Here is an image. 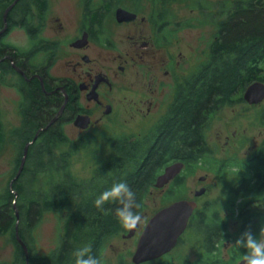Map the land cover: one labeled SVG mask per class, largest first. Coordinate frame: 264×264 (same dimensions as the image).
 <instances>
[{
	"label": "trees",
	"instance_id": "obj_1",
	"mask_svg": "<svg viewBox=\"0 0 264 264\" xmlns=\"http://www.w3.org/2000/svg\"><path fill=\"white\" fill-rule=\"evenodd\" d=\"M13 1L0 0V30L5 23L4 11ZM36 1L43 9L46 8L44 0ZM173 1L162 0V4ZM202 1L195 0L196 7L216 26L209 44L207 60L198 65L181 84L177 103L156 127L160 134L155 133L142 144L138 141L115 142L117 145L113 157L105 167L95 170L89 181L79 182V179L74 178L67 154L56 153L62 144L69 142L63 130L56 128L55 124L49 125L33 140L30 133H36L38 127L44 124L41 123L38 112L31 116L30 107H23L22 125L17 130L20 143L14 157L13 174L8 187L0 195V236H10L15 253L12 262L1 264H26L24 249L16 238L18 220V232L28 246L30 264H75L74 252L88 244H91V255L102 258L104 264L105 244L113 234V227L108 223L105 214L107 212L116 218L115 209L119 204L105 203L101 211L94 203L97 197L111 188L114 182L126 181L136 194V201L141 204V213L144 198L164 165L177 158L190 163L202 160L205 155L202 150L204 148L201 147L205 140L202 127L209 114L243 100V97L236 96L243 94L251 83L264 82V0H223L219 2L216 12L209 11V6ZM24 3H28V0H19L9 11V27L16 25V22L11 24V21L16 18L17 13L23 14V21L29 18L28 11L19 8ZM163 19L165 21L164 17ZM165 25L162 24L159 30L168 35ZM3 49L14 54L15 48L11 44H6ZM4 70L8 72L14 69L9 63ZM51 104L50 109L54 111L55 103L51 101ZM45 110L48 111L49 108ZM259 117L264 125V110ZM5 140L6 132L0 121V149ZM30 141L33 142L29 145L24 168L13 180L19 171L24 147ZM178 149L181 151L179 154ZM219 163L217 161L213 164L220 167ZM238 164L240 169L237 171V182L229 188L231 190L228 193L227 207L234 205L231 198L233 194L234 198H242L240 207L243 212L256 201L260 207H264V145L259 146L251 155L238 160ZM44 175L50 176V182L54 181L46 185V188L44 184L36 183ZM56 178L58 179L55 180ZM173 185L171 184L169 195L174 194ZM71 203L74 205L65 217L60 246L47 255H33L28 241L44 213L61 212ZM250 214L245 213V220L236 234V239L248 229L255 236H259L264 218L259 220L262 216L260 214L258 218L249 219ZM228 221L229 219H217L215 215L201 221V230L206 238L204 257L215 249L212 236L225 231ZM236 250L241 256L245 251ZM171 261L165 264H175ZM116 264L130 263L119 259ZM179 264L203 262L183 260Z\"/></svg>",
	"mask_w": 264,
	"mask_h": 264
},
{
	"label": "flooded vegetation",
	"instance_id": "obj_2",
	"mask_svg": "<svg viewBox=\"0 0 264 264\" xmlns=\"http://www.w3.org/2000/svg\"><path fill=\"white\" fill-rule=\"evenodd\" d=\"M126 1L76 0V13L72 17L73 19L68 22L70 24H66V21L58 16L55 18L57 23L50 25L48 13L52 1L44 0L46 8L43 9L36 0H28V3L19 6L21 10L28 11L29 18L27 21L22 20L23 14L21 13H17L16 18L11 21V24L16 22V25L9 27L10 24L7 20V29L0 36V81H4L10 75H15L19 81L14 87L17 93L16 104L20 117L19 126L14 128L17 136V130L22 125L23 120L22 109L25 106L30 107L31 116L38 112L40 121L44 124L38 127L36 133H30L33 138L45 130L46 125L55 124L54 126L61 128L65 134V126L74 125L84 139H97L103 136L111 140L110 145L113 154L117 141H128V143L138 141L142 144L146 138H151L155 133L160 134L159 130L156 131V127L167 116L171 107L177 103L181 84L187 78L180 79L179 69L182 60L177 48V39L174 37L177 28H173L171 33L169 29V27L179 26V21L173 17L169 18L170 14L166 15L164 11H159L154 6V4L166 5L162 4V0H149L153 8L147 14H142L141 9L138 8L139 0H133L134 5H131L132 7ZM119 8L135 13L136 17L119 21L117 19ZM107 14H109L108 17H110L113 25L151 24L152 33L146 37L137 28V36L134 37V43L137 46L126 51L125 54L115 53L114 50L117 47L113 41V36H111L110 30L109 32L104 30V27L109 26ZM164 23L168 35H164L162 30H159V27ZM15 29H20L27 36L29 46L27 49H22L13 45L14 54H10L8 50L3 48L6 44H11L7 39ZM63 57L65 58L63 65L68 72L65 74L54 73L56 64ZM9 63L12 64L14 70L7 72L4 67ZM65 100L67 101L66 105L58 114ZM51 101L55 103L54 111L50 109ZM45 108H49V110L46 111ZM42 109L43 111H40ZM155 111L160 113L162 111V113L146 133L132 136L127 133L116 132L115 126L122 120L126 122L124 119L127 120V115L129 117L139 114L150 115ZM57 115V119L53 121ZM78 115L79 126L74 124ZM210 115L212 113L209 114V117ZM209 117L202 127L203 133ZM0 121L3 124L1 111ZM3 128L5 130L4 124ZM238 135V130H232L230 134L225 135L226 139L222 147L224 155L221 159L213 154L205 135L204 144L201 147L204 148L202 150H204L207 158L204 155L202 160L197 163H190L177 158L164 165L160 173L162 174L169 164L183 162L184 167L175 178L161 187L156 186V179L151 185L157 189H164L166 186L171 187V184H174V200L172 202L180 200L196 202V207L189 218L186 229L192 227L196 231H202L201 221L203 219L215 215L217 219L224 220L228 218L230 210L232 213L236 211L237 215L239 214L241 197L234 198L233 194L231 198L234 205L229 208L226 205L228 193L231 190L229 188H232L237 182V171L240 169L238 160L245 157L239 156L237 150L232 149V140ZM179 150H177V154L181 152ZM212 160L214 162L219 161L221 166L213 164ZM197 168H205L206 174L196 177ZM230 174L233 175V178L235 177L233 183H228L224 179ZM213 176L218 177V179L211 180ZM218 183L220 188L215 199L204 201L203 198L209 195L213 186ZM222 208H225L226 215H223ZM226 231L227 228L218 236H222ZM203 239V251L192 262L199 261L203 264H214L213 262L221 264L224 262L226 264V261L217 257L219 252L217 238H214L215 241L212 238L215 242V249L210 252L208 258L204 257V251H206L204 234ZM182 242L181 235L174 249L180 247ZM234 256H238L236 251ZM183 260H187V258Z\"/></svg>",
	"mask_w": 264,
	"mask_h": 264
},
{
	"label": "rangeland",
	"instance_id": "obj_3",
	"mask_svg": "<svg viewBox=\"0 0 264 264\" xmlns=\"http://www.w3.org/2000/svg\"><path fill=\"white\" fill-rule=\"evenodd\" d=\"M51 1L52 5L48 13L49 24L57 23L55 22V18L58 16L62 17V20H65L66 24H70L68 22L73 19L72 17L76 13V0ZM221 1L223 0H203L202 2L209 6V11L216 12L218 10V4ZM126 3L129 6L134 5L133 0H127ZM138 4V8L141 9L142 14H147L152 11L153 5L149 0H139ZM154 6L159 11H164L166 15L170 14L169 18L173 17L180 23V26L169 27V29L171 33L173 28H177L174 37L177 39V48L180 52V59L182 60L179 69L180 79L184 80L197 69L198 65L207 60L209 44L216 26L196 7L195 0H176L166 5L154 4ZM108 16L109 14L106 15L109 26L104 27V30L106 32L110 30L111 36H113V41L117 47L114 50L115 53L125 54L126 51L137 46L134 43V37L137 36V28L146 37H149L152 33L150 28L151 24L146 23L135 26L113 25ZM105 36H107L106 33ZM7 40L12 45L22 49H27L29 46V39L20 29L13 30ZM64 59L63 57L58 61L53 70L54 73L65 74L68 72L63 65ZM18 82V78L15 75L7 76L4 81H0V111L6 130V142L0 150V195L8 187L9 179L13 174L14 157L18 152L20 143L19 137L14 132V128L20 124L16 104L17 93L14 88ZM238 96L242 97L243 94L239 93L236 97ZM262 110H264V100L257 105H250L243 98V100H239L235 105L225 106L212 113L205 125L206 127H204V133L207 144L212 149L213 154L218 159L223 157L222 147L226 139L225 135L230 134L232 130H238L239 132V135L232 140V149L237 150L239 156L251 155L259 146L264 145V125L259 117ZM161 113L155 111L150 115L139 114L134 117L127 115V120L124 119L126 122L122 120L121 123L115 126V130L120 134L127 133L132 136L142 135L156 122ZM65 132L69 138V142L62 144L56 153L67 154L72 176L79 179V182H87L92 178L95 170L105 167L113 157L110 145L111 140L103 136L97 139H84L83 135L79 134V130L74 125L65 126ZM206 171L205 168H199L195 173L196 177L198 175H205ZM211 174L214 175V173ZM234 178L230 174L224 179L228 183H233ZM49 179V175H44L36 183H42L46 188V185L54 182H50L51 180ZM216 179L218 177L213 176L211 180ZM219 188V183L216 186L214 185L211 193L203 198L204 201H213L218 194ZM169 189V186H166L164 189H157L156 187L149 189L144 198V206L141 212V215H144V219L132 237H125L124 235L129 231L122 227L117 217L113 218L112 215L106 212L105 216L108 223L113 227V234L107 239L105 244L103 252L104 264H116L119 259L134 264L132 262V256L147 221L157 210L171 204L174 200V194H168ZM258 204L256 201L244 210V212L239 207L238 215L236 211L232 213V210H230L227 216L228 218H226L229 219L226 233H223L222 236H212L214 241V238H217L219 244L217 257L222 258V261H226L227 264H236L240 261L241 255L234 256L235 251L237 253L238 251L232 244L235 242L237 238L236 234L245 220V213H251L249 219L258 218L260 214L262 216L258 219L264 218V207H260ZM73 205L74 203H71L70 206L61 212L48 211L44 213L28 241L33 255H47L60 246L64 220L72 210ZM222 209L223 215H226L225 208ZM261 225L264 227V223ZM182 240L183 242L180 247L174 250L172 249L173 251L143 264H165L171 260L175 264H179L185 258L189 261H195L203 251V232L200 230L196 231V229L190 227L182 233ZM14 253L15 247L10 236H0V264L12 262ZM206 257L208 258L209 255L206 254Z\"/></svg>",
	"mask_w": 264,
	"mask_h": 264
},
{
	"label": "water",
	"instance_id": "obj_4",
	"mask_svg": "<svg viewBox=\"0 0 264 264\" xmlns=\"http://www.w3.org/2000/svg\"><path fill=\"white\" fill-rule=\"evenodd\" d=\"M18 1L19 0H14L5 9L3 15L5 26L0 31V35L6 31L7 15ZM135 17H136L135 13L129 12L125 9L119 8L117 10V19L119 21L125 19H132ZM15 67L18 69L17 66ZM243 97L250 104H259L260 102H262L264 100V82L255 81L251 83L245 89ZM66 102L67 101L65 100V103L63 104L58 114L62 112L63 108L66 105ZM57 117L58 115L55 116L53 121H55ZM74 124L79 126V115L75 118ZM47 127L48 125L46 126V128ZM37 136L38 134L33 140H35ZM32 142L33 141H30L25 145L19 171L13 180H15L23 170L28 155V148ZM183 167H184L183 162H174L172 164H169L165 168L164 172L156 178V186L161 187L167 184L168 182H170L182 170ZM10 185L12 186V181ZM195 207H196V202L194 201L180 200V201L172 202L171 204L157 210L147 221L146 226L144 227L142 233L140 234L136 249L132 256V262L134 264H142L144 262L155 260L172 251V249H174V247L178 243L179 237L187 228L189 218L193 213ZM17 216H18V212H17ZM142 217L144 219V215H142ZM18 223L19 220L17 221L16 224V238L24 249L26 264H30L29 249L25 241L19 235ZM138 227L134 230L129 231L124 236L132 237L135 234ZM238 264H240V262Z\"/></svg>",
	"mask_w": 264,
	"mask_h": 264
},
{
	"label": "clouds",
	"instance_id": "obj_5",
	"mask_svg": "<svg viewBox=\"0 0 264 264\" xmlns=\"http://www.w3.org/2000/svg\"><path fill=\"white\" fill-rule=\"evenodd\" d=\"M118 203L115 215L126 230L136 229L143 220L139 211L141 204L136 201V194L126 181L114 182L111 188L102 192L95 200V206L103 211L105 203ZM235 248L244 249L240 264H264V227L259 236H255L251 229L243 232L232 244ZM91 244L79 247L74 252L75 264H102V258L91 255Z\"/></svg>",
	"mask_w": 264,
	"mask_h": 264
}]
</instances>
